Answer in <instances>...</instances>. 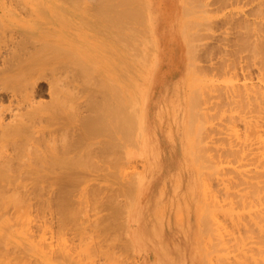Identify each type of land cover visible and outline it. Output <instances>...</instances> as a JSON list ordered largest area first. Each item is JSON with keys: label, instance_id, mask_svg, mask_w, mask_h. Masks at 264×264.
<instances>
[{"label": "rangeland", "instance_id": "374dc122", "mask_svg": "<svg viewBox=\"0 0 264 264\" xmlns=\"http://www.w3.org/2000/svg\"><path fill=\"white\" fill-rule=\"evenodd\" d=\"M78 1L79 0L75 2ZM80 1L77 3L78 5H74L72 0L71 2L70 0H58L56 2L58 6H66V4L72 6H68L72 14L76 12L77 6H81L82 9L80 10L86 12L85 18L83 17L82 32H84V38L90 40L89 35H93L94 31L88 16H90L91 10L94 14L97 13V9L93 8L95 0H93V3L88 0H82L83 2ZM147 1L148 0H146V2ZM211 1L197 0L196 4L195 0H178L177 2L179 5V15L170 17L171 22L167 24V29L176 36V41L182 42L181 44L185 50H183L186 60V64H184L185 72L182 79H178L180 81H175V83L168 88L170 90L166 89L163 94H160L158 97L159 100L155 103L153 119L151 120L153 123L151 124H149L150 120L148 118L144 123L145 125L140 124V121L138 123L140 110L137 102L133 101L129 106L130 108H128V121H125L122 128L117 127L119 130L116 132V135L113 134L117 128L114 125L116 130H112L114 127L111 124L109 125L108 121L106 123L107 119L104 113L106 100L104 96L97 94L89 96L88 93H86L84 95H87V97L84 96L79 99L80 102H83L80 104L76 99L79 95L78 89L75 88L76 80L71 78V74H74V72L64 68V75H69L67 79L71 81L72 84L70 87H66V96H68L69 104L67 110L73 114L78 110L76 106L79 104L81 106L78 107L79 109L81 108L84 115L85 129L83 127L82 144L86 152L85 170L83 173L82 185L76 190L73 187H53L51 185V177L59 174V172H52L51 174L42 172V175H34V206L30 209V212L34 215H32L34 223V264H45V262H47V264H55L56 262L57 264L68 263L63 260V253L66 252L62 249V245H65V243L69 244V246H67L68 244L65 245L67 246V250L72 249V247H70L72 244L75 245V243H78L79 245L76 244L79 248L77 249V254L79 252L80 256L75 253L74 256L77 255L78 258H76L77 256L74 258L77 260L68 257V261L70 262L71 259L75 261L72 263L77 264L78 262L76 261H81L82 258L85 257L84 255H86V257L88 256L87 259H83L85 263L82 261V263L86 264L90 257L87 254L88 252L83 249L93 244L94 240L99 237L103 240L106 246L105 249L108 247L105 253L109 254L112 252L113 254L110 256L106 255L107 259L103 257V261H106L108 264H180L181 260V264H228L230 262L229 260H231L232 264H239V261L237 262V260H235V258L238 259V252L240 255L242 254V256H239V260L242 262L241 264H257L255 262L259 264L260 262H264L261 261L263 260L261 258H264V234L261 229H259L260 227L252 226L253 230H251L249 226V229L255 232L258 228L256 231L260 230L263 234L261 236V233L258 231L261 237L258 235V232H256L257 234L252 232L254 234L253 236H256V238H254L251 236L252 233L250 234V231L248 232L245 230V227L251 224L246 226L242 224L244 228L241 224H234V226L238 228H234V230L236 229L237 231L234 233V230H231L234 226H230L232 224H229L231 229L229 226H226L227 223L230 222L225 221V223H223L226 219L224 213L227 211L226 209H228V207L225 208V206H223V204H225L222 201L224 198H220L222 196L224 197L225 194L219 193V196H221L218 197V200H220L222 204H217L218 206H216L212 197V191L208 188H204L208 181L209 183L213 181L212 188L215 189V191L219 189L218 185L220 186L222 183L220 181L222 178L221 174L224 172L222 164L225 163V148L229 145L230 140H234L235 142L238 140V133L232 130L233 122L230 120L229 115L226 114L228 106L226 104L227 99L226 97L224 99V95H226L229 88L233 89L234 85L236 89H238V86L245 89V87H249V84L251 85L252 83L258 82L257 75L259 74V70L256 68L257 66H253L254 69L252 68V70L248 72L247 65L248 61L252 62L251 64L253 65V60H255L254 52L251 56V51H254L253 46L255 43L257 42L260 46H264V0L260 6L248 0H243L240 4L235 3L224 7L222 6L221 0H216V4L213 2L215 5H205V3L207 4L208 2L209 4ZM38 2L40 3V1H37V3ZM89 2L90 4L92 3L93 6H91ZM133 4L138 9L142 10L136 12H142L145 15V18L138 23L140 37L143 39L142 49L144 51L143 60L139 62V65L141 64L140 69H143L140 77L144 76L147 78L150 69L145 70V68L148 69L150 66L154 68L156 65L154 61V63L149 66V64L155 60L153 58H156L153 54L155 51V42L153 40L155 32L153 31L151 23V18L153 17L151 16L152 14L150 13L148 2L146 4L147 9L145 8V0L143 3L141 0H134ZM196 5H199L198 10L204 11V9H207V11L202 12V15H205L203 18L207 20L203 19L204 24L201 32V40H198L194 46L192 45V47H194L193 55L195 59L198 60V64L197 67L194 68L193 65H191L194 69L193 71H197L195 72L197 74L192 72V69L189 68L190 65H188L192 63L191 57H188L189 54L191 55L190 51L193 50L190 46L191 39L188 32L190 29L188 23L192 18L186 15L188 10L190 13L193 8L196 9ZM43 10L44 12H41V15L52 23L53 16L51 17V8ZM68 15H70V13H68ZM40 19V14L34 13L35 28L46 25H41ZM45 27V30L50 31L49 33L54 35L64 31V28L55 29L54 25H46ZM77 29V24L74 22L69 24L68 31L73 32ZM35 34L36 33H34V36ZM87 40H84V42H87ZM48 47H50L49 44ZM183 53L182 55H184ZM251 57H253V60L249 59ZM188 58L190 59V63H188ZM188 69H191V75ZM143 71L145 73H143ZM187 72L189 75H187ZM193 73L197 76L193 77ZM189 76L192 77H190V81H188ZM48 77L49 79L45 81L46 83L43 81L42 86H44V88L40 92V99L45 103H51L52 101V96L48 89V85L51 81L53 80L52 82H54V75L52 72L49 73ZM186 78L188 80H186ZM195 78L197 80L200 79L201 82L203 81L202 84H204V86L199 87L201 82L199 80L197 81ZM193 79L195 80L193 81ZM191 81L193 82L192 86ZM245 83L248 85L246 86ZM253 84L251 86H253ZM194 88L196 90L202 89V92L199 90L196 92H199V94L201 92V96L204 95L202 97L200 96L201 99L199 97L200 102L206 98L207 102H202L204 106L202 103L199 104V100L196 99L197 94L194 95L195 99L191 94ZM210 90L212 95L210 94ZM192 93L195 94V90ZM73 94H76L75 98ZM75 99L78 103L74 101V104L73 100ZM197 103L203 106V108L206 106L204 111L206 108H209L205 111L206 115L205 112L200 114L203 108L200 106L198 108ZM189 105L192 107L190 109L195 108V112H192L195 114L196 112H200L199 115L202 118L204 117V120H207L204 122L205 125L202 123L203 119H200L199 115L198 119L195 117L197 120L196 123L194 124L192 122L191 118L193 117L190 118V115H197L191 113ZM238 108L239 106L237 105L236 109ZM125 112L126 111L122 113L124 114ZM248 117L251 120L254 119L252 114ZM188 118L191 120V124L189 125H193V127L196 125L194 127L196 131L194 137L189 133L192 131L190 130L191 126H189L190 131L188 130V122L190 121H188ZM232 120L243 135L246 128V121L244 120L245 122H242L243 120L241 121L237 118ZM198 124H201V126H199L201 128L199 135L202 134V139L204 138V140L201 139V136H198L199 140L196 139V133H198V129H200ZM142 125H144L143 127L145 129L141 128ZM46 126L48 134L51 135H55V133L63 134V131H65L67 127L69 128V126L64 125L62 122L57 125L54 124L53 121L47 122ZM196 127H198V129ZM208 127H210V129ZM192 132L194 133V130ZM74 134L73 129L67 132L69 139L68 145L72 150L75 142ZM262 134L264 136V132H262ZM204 135H206V139ZM147 140H150L151 143ZM197 141H200L199 144ZM256 141L259 140L256 138L255 142ZM194 142L198 145L193 144ZM222 142L224 143L222 144ZM92 143H95V146H92ZM193 145L195 147L197 146L196 149L199 151L197 153L198 155L200 153L199 156H203V159L204 155L201 156V150L204 152L206 157L204 161H202V158L200 160ZM217 162L219 166L216 164ZM37 164L38 163H35L36 166ZM205 165L206 167L204 168ZM218 167L221 170L223 169L220 175L218 174V171H220ZM254 167L255 165L248 164L241 169L249 170ZM39 169L41 168H38V170ZM65 174H69L68 170H65ZM219 176L221 177L220 180H218ZM62 181L66 183L69 181V177L62 179ZM66 184L69 183L67 182ZM70 209L72 211H70ZM9 210V215L11 214V216H13L12 213L15 211L12 210L16 209L9 208ZM69 211L72 214L75 212L74 216H71ZM247 211L251 212L250 209L246 210V212ZM8 213L6 214L7 218H9ZM79 223H83L84 226ZM220 224L228 228L220 227ZM13 225L16 228H20V224ZM79 225L81 227L79 229L81 230L83 228V231L78 229ZM253 225L257 224L254 223ZM218 226L222 229H219L218 233L221 232L222 235L220 233L217 234V229L215 230ZM96 227L98 230H96ZM227 229H229L231 233L233 232V237L232 234L231 236L229 235L230 232H228ZM238 230L245 231H240V235ZM213 231H215L216 235ZM222 231H226V234ZM246 231L251 237H247ZM227 232L229 234H227ZM99 233L101 235H97ZM20 235L23 236V234ZM214 235L217 238L218 235H220V240L216 242ZM227 235H229L228 238ZM93 238L95 239L93 240ZM227 239L231 241L229 244L232 245V248L233 244L235 246L234 248H236L238 244V246H240L239 248H241L235 249V251L233 248V252L232 248H229L231 246L228 244L227 246L229 247L226 248H228V251L231 249L229 252H232V255L228 253L230 258L227 255V250L224 252L220 248V243L222 245L226 241L229 242ZM253 239L255 240L253 241ZM242 240L244 243L247 242L245 244L242 243L245 245V250L243 249L244 246L241 247ZM252 243L257 245H252ZM215 244L217 245L215 246ZM74 245L72 246L74 247ZM81 245L86 247L82 248ZM109 245L114 248V251L112 250L109 252V250L112 249ZM253 246L254 249L257 247L254 251L251 249ZM88 248L90 249V247ZM243 250L247 252L246 254L244 253L246 256L243 254ZM257 250L259 252H257ZM55 251L57 253L60 252V254H57ZM81 251H83L82 254H80ZM255 251L258 253V256H254V253H256ZM24 253H22V255ZM22 255L19 256L23 257ZM259 255L261 258H258ZM24 256H27V254ZM108 256L110 258H108ZM112 256L116 257V259L112 258ZM243 256L244 259H249L245 262L242 258ZM48 257L52 259L53 262ZM24 258L26 260V257L22 259ZM243 261L245 263H243ZM68 264H71V262Z\"/></svg>", "mask_w": 264, "mask_h": 264}, {"label": "bare ground", "instance_id": "6f19581e", "mask_svg": "<svg viewBox=\"0 0 264 264\" xmlns=\"http://www.w3.org/2000/svg\"><path fill=\"white\" fill-rule=\"evenodd\" d=\"M37 1H40V3H37ZM56 1L58 0H0V264H34V223L32 219L33 214L32 212H30V209L34 206L35 174L42 175V172L48 174H51L52 172H59V174L51 177V185L53 187H73L76 190L82 185L86 156V152L82 144L83 127L85 129L84 115L82 113L83 111H81V108L79 109V107L81 106L79 104V107L76 106L78 110L75 113L71 114L67 110L69 104L68 96H66V87H70L72 84L71 81L67 79L69 75H64V68L66 70H72L74 72L73 74L71 71H69L72 73L71 78H74V80H76L75 88H77L79 91V95L76 93L78 95V98L75 96L76 94H73L74 98L76 97V99L79 101V99L83 98L85 96L84 94L86 93H88L89 96L93 94L104 96L106 100V104L104 103V113L107 119L106 123L108 121L109 125L111 124L113 127L115 125L116 128H122V125L125 123V121H128V108H130L129 106L133 101L137 102L140 110V113L138 115V123L140 121V124H144L148 119L150 120L149 124L153 123L151 120L153 119V110L155 109V103H157L159 100L158 97L160 96V94H163L166 89L170 88V85L175 83V81H177L178 79H182L185 72L184 64H186V60L184 57L185 54L183 53L184 49L181 44L182 42L176 41V36L170 33L167 29V24L171 22L170 17L173 15H179V5L177 4L178 0L147 1L149 4L148 7H150V13L152 14L151 16L153 17L151 18L153 31L155 32V35L153 36V40L155 42V51L153 54L156 57L153 58L155 60H153L151 64H149L150 66L155 61L156 65H153L154 68H152L151 66L148 69L145 68V70L150 69L147 78L144 76L140 77L142 75L143 69L141 70V64L139 65V62H142L143 60L144 51L142 49L143 39L142 37H140L138 23L145 18V15L142 12H136L142 10L134 6V0H95V2L93 0H88L92 3L94 2V6L92 5V3L90 4V2L89 4L93 6V8L97 9L96 14H94L91 10L90 16H88L94 31L93 35H89L90 40L85 39L84 32H82V25L84 21L83 17L85 18L86 12L80 10L82 9L81 6H77V3L80 0L78 2H75L77 0H72V3L74 5L77 4L76 6L78 7H76V12H73L74 14H72L69 10V4H66V6H58V3ZM141 1L142 3L144 2V0ZM210 1L211 0H209V2ZM215 1L216 0H212L211 3L208 4L207 2V4L205 3V5H215ZM248 1L257 3V6H260L263 0ZM80 2L83 1L81 0ZM147 2L145 0L146 9ZM221 2L222 6L224 7L226 5L235 3L240 4L243 2V0H221ZM196 3L197 0H195V4ZM198 6L199 5L195 6L196 9L193 8L195 10L189 8L192 9V11L189 13L188 10V12L186 13L187 16H191L190 18H192L188 23V26L190 28L188 32L191 39V47L192 45L194 46V44L198 40H201V32L204 20L206 19L203 18L205 17V15L203 16L202 12L207 11V9H204V11L198 10ZM50 8L52 14L51 17L53 16L52 23H50L46 17L41 15V12H44L43 9ZM34 13L40 14L41 25H54L55 29L64 28V31L60 34L57 33L54 35L49 33L50 31L44 29L46 25L42 26L43 29L42 27L35 28L36 24L34 23ZM68 13H70V15H68ZM71 22L77 24L78 29L76 31H68V27ZM34 33H36L37 35L35 34L34 36ZM84 40H87L88 43L86 41L85 43ZM48 44L50 45V47H48ZM193 48L194 47H192V49ZM253 48L254 51H251V56L254 52L255 60H253V57L249 58L253 60V65L251 64L252 62L248 61L247 71L249 72L252 70L253 66H257L256 68L259 70V74L257 75L258 80H256L258 82L254 84L252 83L253 86H251L252 84L248 85L245 83L246 86H249L245 87V89H242L239 86L238 89H236L234 85L233 89L229 88L226 95H224L223 93L224 99L225 97L227 99L226 104L228 106V109L226 114L229 115L230 120L233 122L232 130L238 133V140L237 142H235L234 140H230L229 145H226L227 147L225 148L226 151L224 154L225 163L222 164L224 172L222 171L223 169H220L221 166L220 168L218 167L220 170L218 171V174L220 175L221 171L223 172V174H221L222 178L219 176L218 179L220 180L221 178L220 181L222 182L220 186L218 185L219 189H216L215 191V189L212 188L213 181L212 183H209L208 181L204 188H208L212 191V197L216 206H218L217 204H222L221 201L218 200V197L221 196H219V193L225 194V196H222L220 199L224 198L222 200L223 203H225L223 204V206H225V208L228 207L225 213L223 211L226 216V219H223V223H225V221L230 222H226V226H229V224H232L230 226H234V224H243L245 226L251 224L248 225V227H245V230H247L248 232L250 231V234L252 232L255 234H257L256 232L258 231L260 232V230L256 231L259 227V229H261L264 234V136L262 134V132H264V46H260L256 42ZM193 51L194 49L190 51L191 55L189 54L190 52L187 53L190 55H188V57H191L192 59V63H190V59L188 58V63H190L188 65L191 66H189V68L192 69V72H194L193 68L197 67L198 64V60L195 59ZM182 53L184 55H182ZM191 64L193 65V68ZM191 69H188V72L190 71V75L192 73ZM50 72H52V74L54 75V82H52V80L48 85V89L52 96V101L51 103H45L40 99V92L44 88V86H42L43 81H48ZM188 72L187 75H189ZM143 73L145 72L143 71ZM193 74V77L197 76L195 75L197 73L194 74L195 76ZM190 77L191 76H189V80L187 79L188 77L186 78V80L190 81L192 78ZM195 79H193V81ZM140 80L142 81V83ZM198 80L201 82L200 79ZM192 83L193 82L191 81V86ZM202 83L203 81L201 82L200 86L198 84L197 85L199 87L204 86V84ZM194 90L195 94L192 93L194 92ZM194 90L191 92L190 89V92L193 96L197 94L196 99L199 100L202 89H198L199 91H201L200 94L199 92H196L198 90H196L195 88ZM211 90L210 94L212 95ZM85 97H87V95ZM76 99L73 100V103L74 101H76ZM205 101L206 98L205 100L203 99L201 100V102L199 100L198 102L200 104ZM76 103L78 102L76 101ZM199 104L197 103L198 108L199 106L203 108V103V106ZM237 105L239 106V110L236 109ZM205 107L203 108L202 113L196 112L195 114V108L190 109L192 107H190L189 105L191 113L197 115L192 116L190 115V113V118L193 117L195 119L196 117V119H198L200 117V119H203L204 117L202 118L199 113L203 114L206 110L209 109L206 108V110L204 111ZM124 111L126 112L123 114L122 112ZM247 114L248 116L252 114L254 119H249ZM190 118H188V121L190 120ZM193 118H191V120L195 124L197 120H194ZM234 118H237L241 121L243 120L242 122L246 121V128L243 135L241 134L240 129H238L237 126L234 125V121L232 120ZM191 120L189 121L190 123L188 122V130L190 128L189 126H191L190 130H194V133L192 131L189 133L194 137V134L196 132L194 127L196 125H194V127L193 125H189L191 124ZM50 121H53V123L57 125L62 122L64 125L69 126V128L66 126L67 129L65 128L66 130L63 131V134H48L46 123ZM205 121L207 120L203 119L202 123H204ZM144 125H142L141 128L145 129L143 127ZM199 126H201V124H198V127ZM115 127L111 129L116 130ZM198 127L196 128L198 129ZM118 128L115 133H113V131L112 133L116 135V132L119 130ZM208 128L210 129V127ZM71 129H73L75 133L73 150L70 149L68 145L69 139L67 136V132H70ZM198 130L199 132L197 131L198 133H196V139L199 140L198 136H201L202 139V134L199 135V133L201 132V128ZM205 136L206 135H204V137ZM256 138L259 141L255 142ZM202 140H204V138ZM195 142L193 144L196 145L197 143L199 144L200 141H197V143ZM223 143L224 142H222V144ZM92 146H95V143H92ZM194 148L196 149L197 146H194ZM195 152L197 153L199 151H197L196 149ZM199 155L198 157L200 158V160L202 158V161H204L206 157L202 150L201 156L204 155V159L203 156L200 157ZM35 163H38L37 166L35 165ZM216 164L218 165V162ZM248 164H253L255 165V167L249 170L241 169L243 166ZM205 167L206 165L204 166V168ZM38 168L41 169L38 170ZM65 170H68L69 174L66 175ZM67 177H69V181L67 182L70 185L66 184L67 182L64 183L62 181V179H66ZM9 208L16 209L12 210L15 211L12 213L13 216H11V214L9 215ZM248 209H250L251 212H246V210ZM70 211L72 210L70 209ZM7 213L9 215V218L6 217ZM73 213L75 214V212ZM70 214L71 216H74V214ZM254 223L257 225H253ZM13 224H20L21 226L19 225L20 228H16ZM79 224L84 226L83 223ZM80 225L79 227L77 226L78 229L81 228ZM249 226L251 227V230H253L252 226H258V228L254 232L249 229ZM218 227L214 228L215 230L217 229V234L220 233L222 235V233H218V231L220 227L223 226H221L220 224V227ZM236 227L234 226L233 229H231L230 227V229L233 231ZM236 229L234 230V233ZM81 230L83 231V228ZM96 230H98L97 227ZM227 231L230 232L229 229H227ZM240 231L243 232L242 230ZM240 231L238 230L239 234L241 235ZM247 231L246 235L247 237H249L250 234ZM213 232L215 233V231ZM228 232L227 234H229ZM224 233L226 234V231ZM232 233L230 232L229 235L231 236ZM253 233L251 234V236L254 235ZM20 234H23V236H21ZM263 234L261 233V236ZM97 235L101 234L99 233ZM215 235L214 239H216L217 242L218 240H220V235H218V238L215 237ZM229 235H227V238ZM253 237L256 238V236ZM94 239L95 238H93V240ZM254 240L255 239H253V241ZM230 242L231 241H226V245L225 243H223L222 245L220 243L221 250H223L224 252H226L227 250V255L231 250L230 249L228 251V248H226L229 247L227 245ZM242 243L245 244L247 242L244 243L242 240L241 244ZM66 244L68 243H65V245ZM76 244L78 245V243H75V245L72 244L74 245V247L71 245L70 247H72V249L68 250L66 247L69 246V244L67 246H65L64 244L62 245V249L64 250V252H66L63 253L65 257L62 255L64 262L67 261L68 263L71 262V264H74L72 262L76 258H78L77 255H79V252L77 254L79 245L77 246ZM243 244L241 245V247L244 246V249L245 245ZM216 245L217 244H215V246ZM238 245L236 248H234L235 246L233 244L234 251L235 249H241ZM252 245L255 244L252 243ZM104 246L105 245L101 237L96 238L93 244L88 245L90 249L88 247L85 248L86 246H82V248H85L83 250L87 251V254L90 257L89 261L86 264H108L106 261H103V257H106L107 259L106 255H113L110 251H114V248L109 245L112 249L109 250L110 253L107 254L105 252H107L108 247L107 249H105L106 246ZM230 246L231 247L229 248H232V245ZM256 248L254 249L253 246L251 249H253L254 251L256 250ZM244 250L243 254H246L247 252H244ZM82 252L83 251H81L80 254H82ZM257 252L259 251L257 250ZM257 252L254 253V256H258ZM22 253L24 254L22 255ZM75 253L77 254L75 255L77 256L76 258H74ZM231 253L229 255H232ZM25 254H27L30 259L27 256H24ZM57 254H60V252H58ZM19 255H22L23 257H26V260H29L26 261L25 258L22 259L23 257H20ZM42 255L41 258L43 259ZM237 255L242 256V254L240 255L239 252ZM84 256L86 257V255ZM109 256L108 258H110ZM239 256L237 257L238 259L235 258V260H237V262L239 261V264H241L242 262H240ZM68 257L74 260H71L69 258V262ZM85 257H83L81 261H76L78 262L77 264H84V260H86L88 256L86 258ZM112 258L116 259V257L113 256ZM242 258L244 259V256ZM258 258H261L260 255ZM245 259L244 261L246 262L249 258H247L246 260ZM261 259L260 260L263 262L264 258ZM82 261L84 263H82ZM229 261L231 262V260ZM244 261L243 263H245ZM230 262L228 264H232V262ZM255 263L258 264V262ZM45 264H47V262H45ZM55 264H57V262ZM261 264H264V262Z\"/></svg>", "mask_w": 264, "mask_h": 264}]
</instances>
